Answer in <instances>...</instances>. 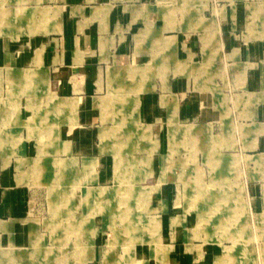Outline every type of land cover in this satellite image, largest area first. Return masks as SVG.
Listing matches in <instances>:
<instances>
[{"label":"crops","instance_id":"0c3cea01","mask_svg":"<svg viewBox=\"0 0 264 264\" xmlns=\"http://www.w3.org/2000/svg\"><path fill=\"white\" fill-rule=\"evenodd\" d=\"M262 7L264 0H0V242L27 246L38 235L29 219L32 207L39 208L50 192L58 195L54 224V211L59 217L61 207L83 215L104 209L110 185L124 184L130 161L137 174L125 190L134 194L141 176L148 183L135 193L139 210L143 195L157 186L174 143L171 179L149 202L151 220L158 219L155 240L178 243L179 264L200 258L199 220L181 209L182 201L177 205L183 191L180 195L175 181L184 185L188 176L180 147L191 141L201 149L211 141L216 154L227 149L226 159L264 154V27L262 22L252 32L248 27L249 9ZM211 71L214 77L227 75L222 95L218 87L213 90ZM119 82L125 89L117 87ZM139 82L144 91L138 94ZM248 94L260 99L251 105ZM225 97L220 112L215 104L223 106L219 99ZM188 125L196 126L197 138L180 133L188 127L187 136ZM120 129L129 130L131 138L120 139ZM255 137L256 148L250 149ZM203 154L211 162L213 154ZM117 159L122 160L120 179ZM249 189L251 204L263 211L264 182L261 195L252 192L255 186ZM101 191L100 199L89 196ZM74 222L88 224L83 216ZM100 224L70 237L83 242L70 264H103L100 248H88L91 241L95 246L107 241ZM134 250L137 264H172L166 249L159 254L140 244Z\"/></svg>","mask_w":264,"mask_h":264},{"label":"rangeland","instance_id":"374dc122","mask_svg":"<svg viewBox=\"0 0 264 264\" xmlns=\"http://www.w3.org/2000/svg\"><path fill=\"white\" fill-rule=\"evenodd\" d=\"M251 4L258 7L257 3ZM207 16L210 17V12L207 13ZM249 16L251 21L248 27L251 32L260 22H262L264 27V7L258 10L249 9ZM203 21L206 20L203 19ZM262 34L261 37L264 39V31ZM140 67L143 68L144 66H136L133 69L138 70ZM145 67L149 69L150 66ZM245 70L241 73V86H244L245 83ZM201 71L200 77L204 78L206 69ZM212 73L213 71L210 72L209 78H216L213 90L216 91L218 87L221 90L220 95H222L225 90L224 85L228 86L227 75L214 77ZM142 86L143 83L139 82L136 89L138 94L144 91ZM117 87L125 89V83L119 82ZM136 90H134V93H136ZM134 93L132 95H135ZM137 93L136 96L138 95ZM234 93L237 92L235 91ZM210 95L212 97L214 94ZM136 96L133 97V102H135ZM213 98L214 96L211 100ZM112 99L115 102L116 98L112 97ZM130 99L132 102V97ZM214 99L217 100V98ZM258 99L260 97L248 94L246 101L252 105ZM220 100H222L223 106H219L218 101L215 106L222 112L225 111L223 107L227 106V98H220ZM132 106V117L136 118L137 105L133 104ZM223 116H225V113H223ZM188 126L191 130H187V136L184 132L188 127L180 132L183 137L197 138L198 129L196 126ZM140 131L145 134L141 127ZM116 132L119 138L124 141L127 138H131V132L127 129H120ZM174 132L179 134L177 131ZM256 140L255 137L254 144L250 149L256 148ZM215 144L221 146L223 142L215 140ZM228 148L234 150L236 146L230 145ZM125 149L127 147L123 151H129ZM128 149L131 150V147ZM203 150L213 154V157L209 160L211 162L205 160ZM226 150V148H223L216 154V148L211 141H207L201 149L198 146L197 149H194L191 141H186L180 147L179 159H183L185 162V171L188 176L184 185L183 182L175 181L180 195L181 191H183L182 198L178 200L177 205L182 201L183 208L181 209L186 214L195 215L198 218L199 224L195 232L200 238L196 244L202 245L200 248L202 255L198 254L200 258L195 257L188 264H264V209L259 211L256 209L254 202L251 204L252 197L249 189L255 186L257 189H252V192L259 191L260 195L263 192L261 188L262 181L264 182V154H246L242 156L234 154L230 159H226L227 155L230 154ZM176 154L177 146L172 143L169 155L166 158L165 170L161 177L158 178L157 186L152 188L154 190L143 195L140 200L142 202L140 205H143L139 206V210L135 208V193L148 186V183L141 176L139 188L136 189L134 194L125 190L131 189V178L137 174V165L136 167L134 165L131 167L130 165L132 161L129 162L128 169L125 172L126 179L123 181L124 184L114 183L110 185L113 187L109 189L110 202L104 209L97 206L100 207L98 211L92 209L90 213L87 211L88 213L84 212L83 215L78 210H69L66 206L61 207L59 217L57 209L54 211L56 213V224H54L52 204L54 197L55 200H58V195L50 192L49 199L44 200L39 208L32 207L29 215V219L36 225L38 235L30 238L27 246H6L3 242H0V264H70L68 261H73V258L79 253L80 249L78 246L83 244V242L70 239V237H74L77 233L94 231V229H97L95 222L99 220L102 221L100 226L104 240L107 239V241L99 243L98 246H95V243L91 241L88 248L93 251L100 248L103 264H137V256H135L134 249L140 244L150 246L154 250L158 249L159 254H164L165 249L168 250L167 263L179 264L180 259L176 257L178 248L175 247L178 243L155 240L157 238L155 227H157L158 219L154 218L151 220V211H149L151 195L156 189H160L165 181L171 179L170 175ZM216 156L217 158H214ZM219 156L220 158H218ZM229 163L232 165L230 168L226 166ZM177 168L183 170L180 163H178ZM140 169L145 171L147 168L142 165ZM121 171L122 160L117 159V178L121 176ZM184 186L186 189H183ZM115 189L121 190L116 192ZM59 196L61 199V195ZM89 196L100 199V197L104 196V192L101 191L96 195L90 193ZM256 200L259 199L256 198ZM138 215L139 218L135 219ZM82 216L87 218L88 221L84 228L74 222L75 219H80ZM58 218L61 221H58ZM69 218L71 220L67 223L66 221ZM108 223H110L109 227L106 225ZM83 229L85 230L83 231ZM55 233L56 238L58 237L56 240H54ZM96 235L97 233L93 232L92 238ZM196 248L199 249V247Z\"/></svg>","mask_w":264,"mask_h":264},{"label":"bare ground","instance_id":"6f19581e","mask_svg":"<svg viewBox=\"0 0 264 264\" xmlns=\"http://www.w3.org/2000/svg\"><path fill=\"white\" fill-rule=\"evenodd\" d=\"M34 258V257H33Z\"/></svg>","mask_w":264,"mask_h":264}]
</instances>
